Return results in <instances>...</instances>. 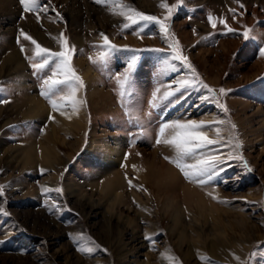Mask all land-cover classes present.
I'll list each match as a JSON object with an SVG mask.
<instances>
[{
    "label": "rangeland",
    "instance_id": "1",
    "mask_svg": "<svg viewBox=\"0 0 264 264\" xmlns=\"http://www.w3.org/2000/svg\"><path fill=\"white\" fill-rule=\"evenodd\" d=\"M161 3L179 5L166 22L165 38L154 23L136 35L144 22L132 24L130 10L163 20L167 10ZM230 9L236 10L235 19ZM221 19L235 31L227 33ZM125 23L130 27L125 29ZM245 28L250 30L247 40ZM21 30L50 52L69 51V65L83 87L75 81L59 86L51 96L61 105L58 109L40 91L59 58L42 70L33 68L42 57L35 56V46ZM101 34L116 46L104 62L97 59L108 51ZM173 42L198 80L172 59ZM13 44L22 69L3 63ZM261 47L264 0H39L37 10L29 13L19 0H0V208L6 213H0V264H264ZM133 56L135 66L121 87L118 78L122 81ZM258 58L261 65H255ZM209 72L214 81L206 78ZM182 80L191 83L182 88ZM201 82L215 90L227 112L215 100H201L208 95ZM169 86L180 90L164 99ZM70 88H76L75 109L71 101L59 99ZM221 88L226 95L219 94ZM31 94L45 110L19 115L17 100ZM56 111L81 119L60 124L64 127L49 143L51 156L44 164L40 149L56 123ZM176 121L203 123L199 130L219 141L184 157L182 164H196L198 156L209 153L231 157L216 165L215 180L200 184L185 178L174 162L176 149L156 143L158 137L170 138L171 130L160 136V127ZM30 152L33 161L27 162ZM158 159L173 167L181 186L189 185L215 209L203 206L198 214L197 207L193 212L185 208L176 224L166 219L155 199L158 192L138 174ZM117 172L121 183L109 187ZM58 187L62 194L55 192ZM192 196L195 205L198 195Z\"/></svg>",
    "mask_w": 264,
    "mask_h": 264
},
{
    "label": "snow or ice",
    "instance_id": "2",
    "mask_svg": "<svg viewBox=\"0 0 264 264\" xmlns=\"http://www.w3.org/2000/svg\"><path fill=\"white\" fill-rule=\"evenodd\" d=\"M22 9L25 13L29 12H35L39 5V0H19ZM97 3H100L101 0H96ZM238 2V0H237ZM160 8L167 10V15L163 18V20L158 19L154 15H146L142 12L136 11L134 9L130 10V15H128L127 19L131 20L132 24H137L138 22H144L143 27L140 28V31L138 33H135L136 35H139L145 31L146 28L150 24H155L159 26V31L162 34V38H165L164 34L168 33V24L166 23L169 21L173 14V9L178 8V4H174L171 7L166 3H161L159 5ZM240 8H243V5H239ZM232 15L233 19H235L236 16V10L230 9L229 10ZM123 14V13H122ZM39 19V16H38ZM209 23L213 28L216 27V23L213 21V18L209 16ZM220 24L224 26V28L227 30V33H233L235 30L228 26L227 22L223 19L219 21ZM125 29L129 28L130 25L128 23H125L123 25ZM249 32L250 30L245 28L243 36L245 40L249 39ZM20 35L25 40H30L31 43L35 46V56L42 57L41 63H33L32 67L35 69H44L49 65V61L52 60L54 57L59 58V63L56 64L55 68L52 70L51 76H49L47 79L43 80V84L41 87L40 94L42 97L48 99V102L50 103L52 109H58L60 108V104L57 102L56 99H52L51 96L55 94L56 90L61 85L70 84L72 81H75L77 85L80 87H83L82 81L79 76L75 74V72L72 70V68L69 65V59L70 54L67 49L60 51V52H50L48 49L41 47L34 39H32L30 36L25 34L23 30L20 31ZM103 40H104V47L108 49V51H102L99 53L97 59L101 62L106 61L110 51L115 50L116 46L111 45L109 43L108 37L101 34ZM61 39L63 40V36L61 35ZM170 47L172 48V51L174 53L172 59L176 61L182 62L183 66L187 69H190L193 73V79L198 80L199 78L195 76V69L192 68V65L188 62V59L186 56H183L178 51V44L176 42H173ZM21 51L23 52L24 49L21 48ZM259 55L261 57H264V47H261L259 49ZM136 63V57L133 56L131 60L128 62L127 67L125 68L124 72L121 74L122 81L120 78H118V83H121V87H123V82H127L129 79V74L131 73L132 69L134 68ZM57 76H62V79H57ZM258 79L264 80V77H259ZM180 87H187L191 81L189 80H182L179 82ZM201 86L203 89L206 90L208 95H205L201 97L202 101H209V100H215L217 101V107H219L222 111L227 112V108L224 104H221L218 102L215 90L209 87L207 84H203L201 82ZM170 90L165 92L164 99H168L169 97H172L175 95L176 92H178L180 89L175 88L172 86H169ZM75 94H76V88H70L67 95H61L59 99L61 101L68 100L71 101L73 109L76 107V100H75ZM219 94L221 96L226 95L227 92L225 89L221 88L219 90ZM123 95V93H121ZM4 102V101H0ZM51 119V117H50ZM220 123V122H217ZM204 127L203 123H197L195 121L190 122H171V123H164L160 129L159 133L160 136H163L164 133L168 130H171L170 138L164 139L163 141L158 137L156 140L157 144L165 143L167 145L173 146L176 151L178 158L176 161V166L180 168V170L183 172L185 178H195L199 179L200 184H207L210 181H213L216 179V177L219 174V171L216 168V165L221 161V159H226L223 156L215 155V154H206V155H200L197 157V163L187 166L181 163V160L184 157L191 156L194 153L198 151H202L206 148H208L211 145L217 144L219 141L213 140L208 138L205 132L200 131ZM235 126L233 125V128ZM219 130H217V133ZM242 145L237 141L235 143V148L240 149ZM227 158H231L230 156ZM242 159V157H240ZM167 159V158H166ZM245 167H247V164L245 162ZM191 169V171L186 169ZM223 169H220L222 171ZM249 172L252 171L251 168L247 169ZM43 171V170H41ZM204 176H207V179H203ZM47 189H45L44 194L47 195ZM55 192L62 194V188H56ZM4 196V188L3 186H0V197ZM0 213L6 214L3 208H0ZM146 240L149 242H153L152 237H146ZM259 247V246H258ZM91 251V249H89ZM256 253H253L255 255Z\"/></svg>",
    "mask_w": 264,
    "mask_h": 264
},
{
    "label": "bare ground",
    "instance_id": "3",
    "mask_svg": "<svg viewBox=\"0 0 264 264\" xmlns=\"http://www.w3.org/2000/svg\"><path fill=\"white\" fill-rule=\"evenodd\" d=\"M78 42H79V40H78ZM262 62H263V59L258 58L255 61V65H261ZM3 63L5 64V66L15 65L16 68L22 69V59L20 57L18 48L15 47L14 44L10 45L9 52L5 55V57L3 59ZM209 74H210V72L207 73L206 78L214 81L215 79L210 78ZM93 77H95V76H93ZM23 85L24 84H22L21 88L25 87V85L24 86ZM24 89H26V88H24ZM17 103H18V105H20L19 107L22 108V109L18 110L19 112L17 111V113L19 115L34 114L36 112V110H39V111L45 110V107L42 104V102L37 98V96L32 95V94L28 95V97H26V98H23V101H22V98H21V100L18 99ZM256 107H258V106H256ZM46 113H47V111H46ZM52 116L55 118L56 123L52 124V128H50V132H49L50 137L45 142L43 147H41V149H40V152L42 154L40 156V158H42L41 163H44V164H45V162H47L46 160H48V158L51 156L49 143H51L53 138L56 137L55 135H56V132L58 131V129L60 127H64L65 124L70 125L72 122H76V121H79L81 119L79 117V115L76 116V115L71 114V113L66 112V111L65 112L64 111L53 112ZM60 124L64 125V126H60ZM46 130H48V129H46ZM32 146H33V144H32ZM32 153L33 152H30L28 154L27 162L33 161ZM226 157L227 156H225V158ZM147 160H149V163H150V157ZM152 162L153 163H151V164L148 163L147 165H144V166L141 165L140 162H139L140 164L137 163L139 166L140 165L143 166L142 170H139L140 172L139 173L137 172V173L139 175L143 174L145 176L147 182H148L147 184L150 183L152 185V187L154 189H156V191L158 192L155 199L158 202V205H160V211L163 213V215L166 219L171 218L173 220L174 224H176L177 220H179V218L181 217L180 214L185 211V208H188V209H190L191 212H193L194 210L193 209L191 210V208L197 207L198 209H200L198 211V214H202V211L205 210V208H201L203 206L207 207L208 209H215L216 206L213 205V202H211L208 198L205 199L204 197H202V195L199 194V192H197L194 189H192L191 187H189V185L181 186L182 185L181 180H180L178 174L176 173V171L173 169L172 166L167 165L164 161H162L160 159L156 160V162H154V161H152ZM107 183H108L107 185L109 187H112V188H114L115 186L120 184L121 183V177L119 176V173L118 172L113 173L112 176L110 177V180ZM145 186H146V184H145ZM150 192H152V191H150ZM194 194L198 195L197 201L194 202L195 205H193V203H192L194 201V200L192 201V197H193L192 195H194ZM194 198L195 197H193V199ZM203 218H205V217H203ZM214 219H215L214 223H216V224L220 223L219 215H215ZM203 220L205 221V219H203ZM204 221H201V222H204Z\"/></svg>",
    "mask_w": 264,
    "mask_h": 264
}]
</instances>
